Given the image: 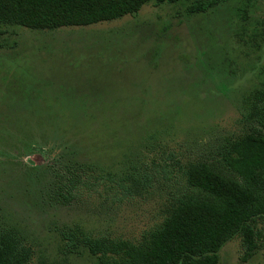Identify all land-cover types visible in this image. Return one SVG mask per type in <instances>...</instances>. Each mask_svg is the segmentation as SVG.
Masks as SVG:
<instances>
[{
  "label": "rangeland",
  "instance_id": "obj_1",
  "mask_svg": "<svg viewBox=\"0 0 264 264\" xmlns=\"http://www.w3.org/2000/svg\"><path fill=\"white\" fill-rule=\"evenodd\" d=\"M6 30L0 227L33 247V264H98L63 249L70 228L142 239L184 190L185 167L252 127L247 102L264 81V0H227L204 13L148 3L86 26ZM64 174L86 180L68 202L54 196ZM144 174L152 185L139 194L117 200L105 189ZM247 252L236 236L219 264H264V239Z\"/></svg>",
  "mask_w": 264,
  "mask_h": 264
},
{
  "label": "trees",
  "instance_id": "obj_2",
  "mask_svg": "<svg viewBox=\"0 0 264 264\" xmlns=\"http://www.w3.org/2000/svg\"><path fill=\"white\" fill-rule=\"evenodd\" d=\"M227 0H0V36L8 27L57 29L86 26L136 14L148 3L182 4L189 13H204ZM252 127L228 138L215 157L186 166L184 190L173 196L163 219L139 240L94 236L80 227L65 232L63 247L84 251L98 264H219L221 248L241 236L250 255L264 239V81L248 99ZM56 183L55 198L72 201L84 178L65 176ZM113 198L139 194L152 185L148 174L110 180ZM98 185L103 183L98 182ZM35 251L11 229L0 227V264H33Z\"/></svg>",
  "mask_w": 264,
  "mask_h": 264
}]
</instances>
